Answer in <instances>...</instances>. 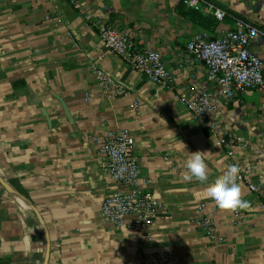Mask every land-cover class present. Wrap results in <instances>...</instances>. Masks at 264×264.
<instances>
[{"label": "crops", "instance_id": "1", "mask_svg": "<svg viewBox=\"0 0 264 264\" xmlns=\"http://www.w3.org/2000/svg\"><path fill=\"white\" fill-rule=\"evenodd\" d=\"M210 1L224 19L180 0H0V264H45L48 251V264H264V197L239 178L245 170L264 181V93L222 102L213 127L180 101L217 88L188 41L220 37L240 19L264 33V0ZM104 23L161 52L173 80L154 82L110 54ZM252 50L264 61V35ZM100 69L128 94H103ZM120 129L134 136L140 178L164 205L150 241L102 213L115 182L94 138ZM196 151L205 152L204 183L184 179ZM232 165L248 203L236 211L206 196ZM206 217L220 240L203 228Z\"/></svg>", "mask_w": 264, "mask_h": 264}, {"label": "built area", "instance_id": "2", "mask_svg": "<svg viewBox=\"0 0 264 264\" xmlns=\"http://www.w3.org/2000/svg\"><path fill=\"white\" fill-rule=\"evenodd\" d=\"M180 1L194 10L211 13L219 20L227 14L210 0ZM98 29L110 54L154 82L169 84L173 80L162 53L152 48L137 47L128 29L117 23L99 24ZM263 35L255 24L240 19L235 28L220 37L213 38L210 33L203 32L188 41L186 53L206 67L208 80L217 86L214 91L198 87L195 94L181 96L182 105L197 120L213 127L222 102L234 100L249 90L264 93V61L252 50L253 44ZM98 87L110 97L127 95L129 92L127 85L103 69L98 71ZM94 140L102 157L103 171L115 182V188L103 200V215L118 230L141 232L142 237L150 241V229L164 205L148 187V182L140 178V161L134 136L128 129H120ZM224 142V139L220 140V143ZM239 178L248 181L250 190L264 197V181L254 182L251 171L240 172ZM202 226L214 239H221L216 234L212 217H206ZM163 258L173 260L170 253L164 254Z\"/></svg>", "mask_w": 264, "mask_h": 264}, {"label": "clouds", "instance_id": "3", "mask_svg": "<svg viewBox=\"0 0 264 264\" xmlns=\"http://www.w3.org/2000/svg\"><path fill=\"white\" fill-rule=\"evenodd\" d=\"M218 146V145H216ZM219 147V146H218ZM205 152L196 151L190 153L185 161V180H192L204 183L208 180V166L205 160ZM239 166L232 165L227 172L216 180L206 190V196L219 208L225 210H241L248 207L246 200L242 198V191L238 181Z\"/></svg>", "mask_w": 264, "mask_h": 264}, {"label": "water", "instance_id": "4", "mask_svg": "<svg viewBox=\"0 0 264 264\" xmlns=\"http://www.w3.org/2000/svg\"><path fill=\"white\" fill-rule=\"evenodd\" d=\"M0 180L3 181L1 178H0ZM3 183L6 184L4 181H3ZM49 253H50V252L48 251V254H47V258H46V262H45V264H48V262H49Z\"/></svg>", "mask_w": 264, "mask_h": 264}]
</instances>
